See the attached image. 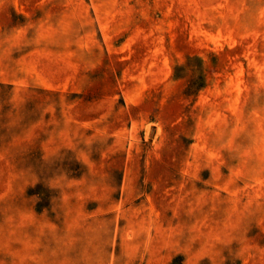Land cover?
I'll return each mask as SVG.
<instances>
[{
  "label": "rangeland",
  "instance_id": "374dc122",
  "mask_svg": "<svg viewBox=\"0 0 264 264\" xmlns=\"http://www.w3.org/2000/svg\"><path fill=\"white\" fill-rule=\"evenodd\" d=\"M0 264H264V0H0Z\"/></svg>",
  "mask_w": 264,
  "mask_h": 264
}]
</instances>
